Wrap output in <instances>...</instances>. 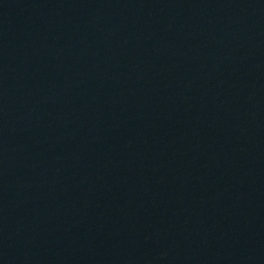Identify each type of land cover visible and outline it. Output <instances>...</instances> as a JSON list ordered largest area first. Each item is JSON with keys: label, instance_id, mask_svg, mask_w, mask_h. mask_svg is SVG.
<instances>
[{"label": "water", "instance_id": "1", "mask_svg": "<svg viewBox=\"0 0 264 264\" xmlns=\"http://www.w3.org/2000/svg\"><path fill=\"white\" fill-rule=\"evenodd\" d=\"M0 264H264V0H0Z\"/></svg>", "mask_w": 264, "mask_h": 264}]
</instances>
